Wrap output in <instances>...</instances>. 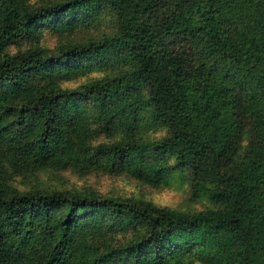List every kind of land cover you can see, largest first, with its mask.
I'll return each instance as SVG.
<instances>
[{"label":"trees","instance_id":"1","mask_svg":"<svg viewBox=\"0 0 264 264\" xmlns=\"http://www.w3.org/2000/svg\"><path fill=\"white\" fill-rule=\"evenodd\" d=\"M103 15L111 33L44 46ZM66 170L179 171L208 204L11 184ZM0 264H264V0H0Z\"/></svg>","mask_w":264,"mask_h":264},{"label":"rangeland","instance_id":"2","mask_svg":"<svg viewBox=\"0 0 264 264\" xmlns=\"http://www.w3.org/2000/svg\"><path fill=\"white\" fill-rule=\"evenodd\" d=\"M95 28H80L71 33L44 34V46L50 49H57L62 45L88 42L95 38H100L112 32L113 19L106 15L102 16ZM102 74L91 75L89 77L77 79L69 84V88H77L82 83L91 78H97ZM141 128L143 140L156 142L168 135L164 128L155 127L150 122H146ZM172 165L174 159L166 162ZM11 184L15 189L26 192L42 190L44 192H54L70 190L105 198L120 200H143L153 203L156 206L169 208L177 212L195 213L206 209L208 202L206 197H196L193 192L191 182L186 174L176 171L168 183L159 186L144 184L129 176H113L108 173L92 172L78 174L75 170L66 171H44L38 174H28L16 177Z\"/></svg>","mask_w":264,"mask_h":264}]
</instances>
